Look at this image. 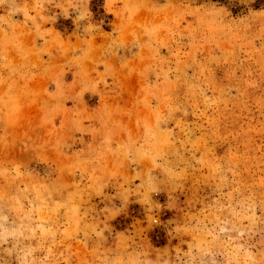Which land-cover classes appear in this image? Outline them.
I'll return each instance as SVG.
<instances>
[{
    "label": "rangeland",
    "instance_id": "374dc122",
    "mask_svg": "<svg viewBox=\"0 0 264 264\" xmlns=\"http://www.w3.org/2000/svg\"><path fill=\"white\" fill-rule=\"evenodd\" d=\"M0 264H264V0H0Z\"/></svg>",
    "mask_w": 264,
    "mask_h": 264
}]
</instances>
